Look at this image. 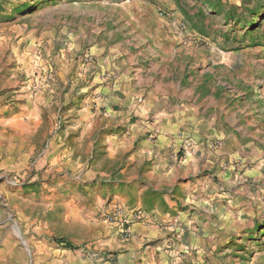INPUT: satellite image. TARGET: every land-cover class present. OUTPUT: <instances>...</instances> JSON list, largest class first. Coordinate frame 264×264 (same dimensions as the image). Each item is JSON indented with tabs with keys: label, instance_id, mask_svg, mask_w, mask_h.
<instances>
[{
	"label": "crops",
	"instance_id": "crops-1",
	"mask_svg": "<svg viewBox=\"0 0 264 264\" xmlns=\"http://www.w3.org/2000/svg\"><path fill=\"white\" fill-rule=\"evenodd\" d=\"M190 1L208 9L217 7L214 0ZM236 1L222 0L226 5ZM181 5L180 0H127L118 24L110 15H103L96 21L93 17L90 22L84 20L78 28H65L68 53L59 61L69 67H59L55 74L65 82L68 69L76 77L80 103L64 116L60 135L50 131L44 155L53 160L50 164L77 169L82 182V178L90 181L96 175L106 178L94 190L90 183L84 187L85 193L95 196L92 202L53 195L45 205L48 216L44 215L46 220L38 229L44 242L36 245L37 250L32 248L29 257L43 253L47 264H66L79 247L78 252L86 256L75 258L76 264H98L88 258L92 251L113 253L112 262L104 264H222L214 259L212 250L218 244L220 251L228 234L241 228L239 217L227 212L242 200L227 198L221 179L222 161L227 159L223 148L244 141L252 128L242 124L228 134L225 129L219 131L220 112L208 114L205 105L186 103L178 94L173 97L169 87L155 83L158 60L150 57L157 54L169 62L180 45H191L179 33L180 21L186 20ZM44 39V46L52 44V39ZM35 62L42 64L39 59ZM39 87L27 95L26 104L10 121L2 122L0 140H5L7 127L15 138L33 135L29 130L42 127L44 112L51 124L55 122L54 109L59 106L55 98L61 90L54 84ZM103 127L106 130L100 132ZM187 135L194 146L185 150ZM215 139L220 144L213 146ZM100 150L112 162L106 174L93 162ZM89 159L92 164L83 172ZM212 167L213 174H202ZM61 189L65 191L66 186L57 191ZM115 204L145 209L154 222L132 223L123 237L100 214ZM3 233L13 238L8 230ZM3 233L1 230V236ZM8 256L10 264L25 263L24 250L18 245L5 254ZM3 258L1 246L0 264L5 263Z\"/></svg>",
	"mask_w": 264,
	"mask_h": 264
},
{
	"label": "rangeland",
	"instance_id": "rangeland-1",
	"mask_svg": "<svg viewBox=\"0 0 264 264\" xmlns=\"http://www.w3.org/2000/svg\"><path fill=\"white\" fill-rule=\"evenodd\" d=\"M126 2L0 0V130L4 126L2 122L10 121L16 110L26 104L27 95L40 88L39 85L54 84L61 90L60 96L55 98L60 109L59 106L54 109L53 124L44 112L42 127L29 130L33 135L16 139L7 127L5 140H0V231L8 230L13 237L0 234L3 264H10L5 254L16 245L24 250V264H47L49 260L43 253L34 257L28 255L32 248L37 250L36 245L44 242L38 229L46 220L44 215L48 216L45 205L53 195L57 199L92 202L95 196L85 193L86 184L90 183L94 190V185L105 183L104 175H96L90 181L82 178V182L72 166L50 164L53 160L44 155V150L50 131L60 135L64 116L80 103L76 89L80 82L76 83V77L68 72L69 65H60L63 61H59L68 53L65 28H78L85 24L84 20L90 22L93 17L96 21L103 15H110L118 24ZM214 3L217 7L208 9L190 0H180L181 13L186 20L180 21L179 33L191 45L187 48L180 45L169 62L157 54L150 59L158 60L155 83L169 87L166 89L173 97L178 94L186 103L199 102L207 107L208 114L220 112L217 130L225 129L228 134L242 124L252 128L248 129L244 141L223 148L227 150V159L222 161L225 167L221 172L225 178L221 176V179L228 190L227 198L242 197L234 206H229L227 213L239 217L241 228L237 227L233 235L228 234L220 251L217 244L212 256L222 264H264V0H237L229 5L214 0ZM45 37L52 39V44L44 46ZM184 51L187 53L183 54ZM38 59L42 64L35 62ZM46 65L51 66L54 74L49 83L41 81ZM66 66L64 82L55 71ZM38 75L40 80L34 83ZM24 85L28 88L24 89ZM102 121L106 124V120ZM105 130L103 127L100 132ZM250 141L254 144L250 145ZM218 143L220 139L211 142L213 146ZM94 160L100 171L109 172L112 162L105 158L102 150ZM91 164L92 159H89L83 172ZM213 170V167L206 169L202 174H213ZM60 186H66V190L57 191ZM83 236L87 238L85 231ZM76 248L66 264H76L75 258L77 261L85 258V254L78 252L79 247ZM90 254L88 258L98 264L112 262L107 257V254L113 255L111 252L92 251Z\"/></svg>",
	"mask_w": 264,
	"mask_h": 264
},
{
	"label": "built area",
	"instance_id": "built-area-1",
	"mask_svg": "<svg viewBox=\"0 0 264 264\" xmlns=\"http://www.w3.org/2000/svg\"><path fill=\"white\" fill-rule=\"evenodd\" d=\"M186 32V31H185ZM90 57H86V61L89 62ZM47 64H50L49 60L47 61ZM37 74L40 73V71H35ZM41 74V73H40ZM39 74V75H40ZM53 71L50 65H46L44 68L43 78H41V81L43 80L45 83H49L53 79ZM34 83L40 80V76L33 79ZM184 149H190L194 146L193 138L190 135H187L184 137ZM101 217L103 221L110 224H115L116 227H118L120 234L124 237L126 235V232L128 230V227L135 222H143L146 224L153 223L152 214H150L145 209L139 208V207H128L120 204H115L107 209H102L100 211ZM107 257L110 260H113V255L107 254Z\"/></svg>",
	"mask_w": 264,
	"mask_h": 264
}]
</instances>
